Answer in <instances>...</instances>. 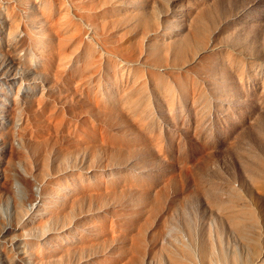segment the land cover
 Instances as JSON below:
<instances>
[{"label":"rangeland","instance_id":"rangeland-1","mask_svg":"<svg viewBox=\"0 0 264 264\" xmlns=\"http://www.w3.org/2000/svg\"><path fill=\"white\" fill-rule=\"evenodd\" d=\"M0 264H264V0H0Z\"/></svg>","mask_w":264,"mask_h":264},{"label":"bare ground","instance_id":"bare-ground-1","mask_svg":"<svg viewBox=\"0 0 264 264\" xmlns=\"http://www.w3.org/2000/svg\"><path fill=\"white\" fill-rule=\"evenodd\" d=\"M25 244H26V246H30L31 244L30 243H28L27 241H25Z\"/></svg>","mask_w":264,"mask_h":264}]
</instances>
